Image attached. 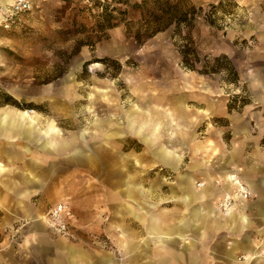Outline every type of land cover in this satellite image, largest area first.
Instances as JSON below:
<instances>
[{"label": "rangeland", "instance_id": "1", "mask_svg": "<svg viewBox=\"0 0 264 264\" xmlns=\"http://www.w3.org/2000/svg\"><path fill=\"white\" fill-rule=\"evenodd\" d=\"M148 1L50 0L17 15L7 27L0 22V107L34 110L42 116L38 127L49 128V137L58 143L76 138L68 152L61 150L62 157L45 155L20 141L22 171H30L35 181L23 187L32 192L28 198L19 204L9 198L8 211L0 208L2 264H47V251L32 249L26 253L30 258L24 257L27 240L35 247L62 239L94 253L96 247L109 251L104 232H96V114L123 115L132 101L143 98L165 103L185 97L189 106L220 100L227 102L230 112L252 103L247 84L255 75L264 78V0H170L196 8L193 26L180 29L186 40L174 26L155 34L148 29L146 11L153 10ZM190 42L198 58L194 70L182 65L179 54ZM222 56L238 80L231 81L232 75L224 70L202 72L206 62L220 65L214 59ZM109 95L113 102L107 104ZM147 114L150 127L143 140L150 147L171 142L154 129L155 114ZM122 133V144L127 142L122 149L134 157L142 145L124 128ZM73 147L86 153V159L72 161ZM118 153L114 160L122 165ZM115 172L113 183L123 178ZM105 184L107 193L110 182ZM58 203L70 211V234L65 237L51 232L46 222L41 232L24 211L29 208L45 218Z\"/></svg>", "mask_w": 264, "mask_h": 264}, {"label": "crops", "instance_id": "2", "mask_svg": "<svg viewBox=\"0 0 264 264\" xmlns=\"http://www.w3.org/2000/svg\"><path fill=\"white\" fill-rule=\"evenodd\" d=\"M10 2L0 0V22ZM250 81L247 87L253 101L237 112H230L226 101L189 106L185 97L177 96L165 103L148 98L132 101L123 115L119 111L96 114V232H104L109 251L96 247L94 253L62 239L35 247L27 240L24 257L30 258L26 253L36 249L51 253L47 264H264V258L237 260L241 254H256L264 240V78L255 75ZM148 111L156 116L154 129L171 142L150 147L143 140L150 127L144 116ZM41 120L31 109L0 107L2 211L9 198L19 204L32 193L23 189L35 177L22 171L21 140L45 155L61 157L76 142L74 137L59 143L50 138L49 128L38 127ZM122 128L142 145L134 157L122 149L127 144L121 142L125 137ZM118 152L122 165L114 160ZM85 154L73 147L72 161H83ZM114 172L123 178L113 183ZM232 174L253 195L224 214L212 202L230 191L225 177ZM106 181L110 182L107 193L103 191ZM200 182L203 187H198ZM24 211L43 232L44 216L29 208ZM3 261L0 258V264Z\"/></svg>", "mask_w": 264, "mask_h": 264}, {"label": "built area", "instance_id": "3", "mask_svg": "<svg viewBox=\"0 0 264 264\" xmlns=\"http://www.w3.org/2000/svg\"><path fill=\"white\" fill-rule=\"evenodd\" d=\"M74 1V0H72ZM85 3H93L96 0H82ZM103 4L109 3L116 0H99ZM46 0H11L7 6L5 16L2 20L4 26H8V22L12 21L17 15L23 13H29L40 7ZM227 183L231 186L230 191L216 197L213 200V205L219 211L227 214L235 209L238 203L249 200L253 193L250 188L242 182L235 174L227 175L225 177ZM204 182H200L198 187H203ZM70 211L66 204L58 203L51 208L45 215V222L48 228L57 235H68L70 234L69 224ZM231 242H228V245ZM258 251L254 255L241 254L237 257L238 261H250L254 258H264V240L258 245Z\"/></svg>", "mask_w": 264, "mask_h": 264}, {"label": "trees", "instance_id": "4", "mask_svg": "<svg viewBox=\"0 0 264 264\" xmlns=\"http://www.w3.org/2000/svg\"><path fill=\"white\" fill-rule=\"evenodd\" d=\"M148 3H152V11L147 10L146 14L149 18L148 29H151L153 34L162 32L169 26H174V29L178 32L176 34L183 37L180 29L182 26L188 27L189 29L193 26L195 21V7L187 8L182 7L178 2L173 3L170 0H149ZM147 4V2H146ZM146 8L145 6L143 7ZM174 30V31H175ZM141 37L138 35L136 40L139 42ZM183 39H187L183 37ZM179 54L181 56V63L184 67L194 70L196 69V64L198 63L197 54L192 48V44H183L180 48ZM215 62L220 63V65L209 64L206 62L202 68L203 73H215L225 70L232 75L231 81H236L238 79L237 73L230 66L227 58L225 56L215 58ZM224 61V62H223ZM223 62V63H222ZM222 65V66H221Z\"/></svg>", "mask_w": 264, "mask_h": 264}, {"label": "bare ground", "instance_id": "5", "mask_svg": "<svg viewBox=\"0 0 264 264\" xmlns=\"http://www.w3.org/2000/svg\"><path fill=\"white\" fill-rule=\"evenodd\" d=\"M2 2V1H1ZM23 112V111H22ZM28 112V111H27ZM30 115V114H29ZM31 116V118H32V115H30ZM27 118V117H26ZM22 120H24V119H22ZM43 132V131H42ZM146 137V136H145ZM41 138V137H40ZM170 153V152H169ZM173 165V164H172ZM174 166V165H173Z\"/></svg>", "mask_w": 264, "mask_h": 264}]
</instances>
